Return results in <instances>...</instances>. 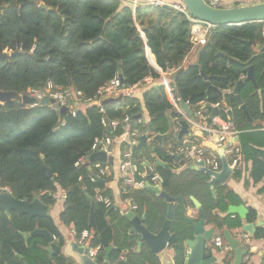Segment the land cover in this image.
<instances>
[{
  "label": "trees",
  "instance_id": "obj_1",
  "mask_svg": "<svg viewBox=\"0 0 264 264\" xmlns=\"http://www.w3.org/2000/svg\"><path fill=\"white\" fill-rule=\"evenodd\" d=\"M0 8V56L10 53L0 59V91L24 95L29 89H43L51 81L56 87L72 88L90 100L118 77V70L125 87L138 85L135 99L84 107L74 116L58 113L48 105L26 106L16 101L0 104V189H7L16 200L31 202L38 198L49 208L56 204L58 193H63L59 222L73 231L75 241L88 232L84 244L98 249V264L103 262L108 247H112L110 264H159L145 245L138 253L135 251L136 237L129 235L131 223L118 208H106L94 200L96 190L112 200L105 186L112 177L111 165L101 163L108 172L102 183L90 182L88 164L76 166L91 152L94 140L110 135L103 119L122 120L128 115L130 129L145 134L146 124L150 123L154 134L168 135L161 145L152 142L145 151L136 150L132 155L139 173L146 174L147 166H153L162 180L161 189L173 198H182L173 204L174 219L168 228V249L174 264H185L184 242L191 238L189 210L194 209L190 197L201 205L205 225L215 228L221 237L225 230L255 222L257 213L251 208L244 220L227 215L229 206L242 204L238 196L225 185L211 188L205 173L185 162L181 166L167 151L168 142L173 149L181 144L173 130L179 129L182 116L170 102L160 75L149 65L145 47L163 73L174 70L169 87L175 102L186 103L191 113L203 103L209 115L233 123L241 163H251L249 177L257 184L264 179V23L214 27L197 50L196 62L184 69L182 62L193 48L192 23L166 6L149 5L133 11L121 0H0ZM148 11L157 14L158 23L149 22L144 27ZM249 68L255 84L246 81L239 97L251 122L232 95L233 87L246 77ZM148 77L151 84L141 83ZM215 104L220 108H211ZM139 115L141 118L136 119ZM123 133V126H119L111 135L120 137ZM189 139L202 144L198 138ZM232 159L229 156V164ZM156 161L168 167L161 168ZM241 172L233 171V177L238 179ZM149 179L146 182L152 185ZM257 192L264 195V185ZM87 197L94 202V228H89L91 202ZM121 199H128L136 207L138 217L144 216L143 224L150 233L160 231L167 211L161 197L144 187L124 192ZM35 229L48 231L55 244L63 246L64 238L49 215L28 220L15 213L7 217L0 212V264H75L62 254L49 257L43 238L32 236L25 242L19 234ZM251 239H264V228H257ZM210 251L208 248L206 258ZM232 260L231 251L223 264H231Z\"/></svg>",
  "mask_w": 264,
  "mask_h": 264
},
{
  "label": "water",
  "instance_id": "obj_2",
  "mask_svg": "<svg viewBox=\"0 0 264 264\" xmlns=\"http://www.w3.org/2000/svg\"><path fill=\"white\" fill-rule=\"evenodd\" d=\"M38 0H34L36 3ZM181 6L185 9L189 17L192 21L205 23L211 26L209 34L213 32L214 27L218 26H232V25H242L246 23H264V1L250 5V6H242V7H231V8H223V9H214L206 4L205 0H181ZM41 9H47L43 5H40ZM1 9V8H0ZM264 50V46L261 48ZM10 54H2L1 58H7ZM119 64V63H118ZM203 76V74H201ZM118 79L122 83V76L120 70H118ZM205 79V77H204ZM246 81H251L255 84L252 69H248V73L243 80L238 81L232 89V95L240 104V108L247 116V121L251 122V119L247 115V111L245 106L242 104L239 91L242 85ZM257 89V87H256ZM122 100L121 96L116 98H108L102 101V105L114 104L118 103ZM16 101L26 106L35 105L36 102L25 95H19L16 92H4L0 91V104L3 105L5 103ZM50 104L53 109H55L58 113H66V107H59L54 104L52 100H42L39 102V105H48ZM179 110L185 115V120L179 122L180 129L177 134V141H181L183 137L190 136L189 126L190 123L194 122L192 113L190 111L189 106L182 102H177ZM228 117L231 119V112H228ZM141 115L137 116L136 119H140ZM170 126V123H169ZM148 129V134L153 135L152 140L161 145L162 141L166 138V135L154 134V130L150 123L146 124ZM148 139L147 135H142L137 138V144L132 148V153H134L137 149H147L146 141ZM208 147L214 150V146L208 144ZM222 151L225 147L221 148ZM173 159L176 162H179L181 166H184V161L182 159V154L175 155L173 154ZM102 163L112 165L113 158L111 156H107L103 152H95L90 155L89 163ZM221 168L217 172H213L205 167L203 162L193 163L195 169L203 172L209 178V185L213 188L215 185H225L228 178L233 174V169L229 167L228 163L221 157ZM156 165L161 168H167V164H163L159 161H156ZM149 172L147 171L148 179ZM48 176H51L48 171ZM101 183L102 180H99ZM145 187L149 188L152 192H154L157 196L161 197L164 202L167 204V211L165 215V221L157 234L150 233L144 226V216L138 217L134 211H129L125 214V217L130 221L131 228L129 231V235L136 237V252L138 253L142 247L145 245L148 251L154 255L159 264H174L173 256L168 254V241L170 238V234L168 231L170 222L173 221V204L177 201H181V197L173 198L169 194L165 193L161 187L157 185H149L148 182L145 183ZM215 195V192H212ZM91 202V208L89 213V228L95 227L94 222V202L90 197H87ZM190 201L193 204L194 209L197 210V217H189L188 221L191 224V238L187 239L184 242V246L188 252L186 253L185 264H214L215 258L209 257L206 258V251L209 248V243L214 234V229L210 228L206 230V225L204 222L205 214L201 208L199 202L190 197ZM48 206H45L38 198L33 199L31 202H27L26 200H16L13 196L6 191H0V212H3L5 216L10 217L11 213H15L17 216H25L28 220H32L34 218L46 217L48 215ZM227 215L238 216L240 219L244 220L248 214V210L243 206H229L226 212ZM261 226V222L246 223L242 226V232L247 233L248 235L253 236L256 229ZM25 240L32 236H39L43 238L47 242V247L45 248L46 253L49 257H52L54 254H65L68 257L72 258L76 264H98L96 260L92 259L89 256L88 250L89 248L86 246H77L76 244H66V247H58L55 244L54 237L46 230L35 229L31 233H19ZM222 237L229 245L231 250L233 251L234 258L233 264H241L243 256L246 254V251L241 249L239 241L235 240L229 231L225 230L222 233ZM112 250V247H108L104 251V259L101 264H109V255ZM19 260L22 258L17 256ZM26 264V263H24ZM127 264V263H125Z\"/></svg>",
  "mask_w": 264,
  "mask_h": 264
},
{
  "label": "built area",
  "instance_id": "obj_3",
  "mask_svg": "<svg viewBox=\"0 0 264 264\" xmlns=\"http://www.w3.org/2000/svg\"><path fill=\"white\" fill-rule=\"evenodd\" d=\"M206 4L214 9H223L224 8V0H205ZM149 3L153 6L161 7L164 4L159 0H150ZM174 9L176 11L182 13L192 24H202L207 28V31H210L211 26L205 23L195 22L192 21L185 9L182 6H175ZM262 34L264 36V25L262 29ZM191 42V37H190ZM193 42H197V39ZM206 39L202 38L199 40L198 43L205 44ZM10 54V53H8ZM151 82V78H145L141 81L144 85H149ZM138 91V85L132 86H124L118 77L113 78L107 85L99 89L97 94L90 100L83 99L82 94L78 91H75L72 88H61L56 87L53 85L51 81H48L45 87L41 90H34L29 89L25 96L32 98L36 104L39 105V102L42 100H52L54 104L58 105L59 107H66L67 112L70 113L72 116L76 114L77 111L80 110L81 107H89L92 105L100 106L102 101L108 98H116L121 96L127 99H135L136 92ZM175 101L172 103L174 104ZM31 105V106H35ZM48 106L51 107L50 104ZM175 106V105H174ZM177 106V105H176ZM175 106V107H176ZM52 108V107H51ZM127 108V107H126ZM211 108L217 109L220 108L219 104L211 105ZM53 109V108H52ZM55 110V109H54ZM100 112L103 113V109H100ZM193 118H200L204 117L209 119L208 115H204L202 110H197L192 113ZM211 125L216 127V131L218 134L217 144L219 147H225V153L229 156H233L231 167L233 171L242 170V163L241 157L239 154V148L237 145H227V141L229 138H232L236 135L234 130L233 123L230 120H223L219 116H212L210 118ZM141 121L138 120V124ZM102 124L105 127L110 128V135L104 136L101 139L94 140V143L91 147V152L85 156H83L76 164V166L88 164L90 166L92 174L90 175V182L94 183L97 180H101L102 178L106 177L108 172L101 166V163H89V157L91 154L95 152H103L107 156L112 155V142L115 139L111 134L116 132L119 126H123L124 134L127 137V150L122 153L119 165H118V175L120 181L123 186V193L130 191V190H139L145 187L146 174H141L138 172L137 165L134 162L133 155H132V148L137 144V138L139 136L145 135L143 133L138 132L137 130L130 129V117L126 115L122 120H102ZM191 124H195L192 122ZM180 146L173 149L172 144L168 142L166 144V149L169 152H172L175 155L182 154V159L185 163L193 165V163L203 162L205 167L213 172H217L220 170V161L217 155L211 151H208L204 146L198 145L193 140H190L187 137H183L180 141ZM149 172L148 178H150V183L154 186H161L162 180L160 176L154 172L153 166H147L146 169ZM4 191L8 192L7 189H3ZM94 200L97 203L103 204L106 208L113 207L112 200L108 197L102 195L101 191L96 190ZM124 203L128 205L126 210L121 209L118 210L121 215H125L129 211H134L136 207L131 204V202L126 199ZM72 234L74 235L73 231ZM88 238V232H83L81 235L80 240L78 241L82 245L84 244V240ZM251 241V237L248 234H242L240 240V247L241 249L246 251V254L242 258V262L246 264L249 261V252L248 246ZM212 246L217 251L218 255L222 258L226 257L232 250L229 245L226 243L224 238L221 236H216L212 239ZM98 249H89L88 253L89 256L96 260ZM262 257L264 260V249L262 253Z\"/></svg>",
  "mask_w": 264,
  "mask_h": 264
},
{
  "label": "crops",
  "instance_id": "obj_4",
  "mask_svg": "<svg viewBox=\"0 0 264 264\" xmlns=\"http://www.w3.org/2000/svg\"><path fill=\"white\" fill-rule=\"evenodd\" d=\"M121 1L125 5H130L133 11L136 9V7L144 8V7H148L149 5H151L149 3L150 0H121ZM159 1L164 4L163 6L169 7L173 10H176L174 9L175 6H181V0H159ZM262 1L264 0H224V8L250 6V5L258 4ZM145 14L146 15L143 19L144 27H146L149 24V22H152L153 24L158 23V16L156 13L151 14V12L148 11ZM159 23L161 24L162 21H160ZM138 31H139L140 37L142 38L144 43H146L144 34L142 32V28L138 27ZM208 34H209V31H207V28L203 26L202 24H196V25L192 24L190 35H191V44L193 48L191 49L189 54L185 57L184 61L182 62V68L185 69L196 62L197 50L199 49V47L204 45V44L201 45L198 42L202 38L206 39ZM196 39H197V42H193ZM145 50H146V59L149 65L160 75V78H159L160 83L164 86L166 94L170 102L173 103L174 99L172 97L169 85H170L171 76L174 73V70L170 68L167 72L163 73L161 69L156 65L155 59L153 55L150 53L149 49L145 47ZM151 83H152V80L149 84ZM226 93H230V91H226ZM139 94L140 93L138 92L137 96H139ZM177 102H175L173 106L177 105L176 107L175 106L174 107L176 108L178 113L181 114L182 120H185V115L179 110ZM205 108H206L205 104L202 103L199 105V109L203 111V114L205 116L208 115L210 118L214 116L212 114L209 115L206 112ZM82 109H84V107L80 108V110ZM229 111L230 110H228V112ZM210 118L206 119L203 116L200 118H193L195 124L190 123V126H189L190 136H188L187 138L192 137L194 139H197V138L200 139L202 142L201 144L202 146H204L208 151L215 153L219 161H220V158L222 157L228 163L229 167L232 168L228 161L229 155L225 153V150L222 151L221 149L222 147H219L217 144L218 134L216 131V127L211 125ZM142 120L145 123H147V118L145 115H143ZM179 129H180V125H179ZM179 129L173 130L176 133V135L178 134ZM145 135L149 137L150 134H148L147 132L145 133ZM152 137L147 139L146 141L147 147L150 143L154 142L152 140ZM167 137L168 135H166V138ZM126 141H127V137L123 133L120 137H115V139L112 142L111 157L113 158V163L110 169V172L112 173V177H111V180L105 184L106 188L111 191L112 203L114 207L118 208V210H121L123 208V204H126L121 199V195L123 194V186H122V183L118 175V165H119L121 155L128 148ZM208 144H211L212 146H214V150L209 148ZM227 145H237V138L236 137L229 138L227 141ZM137 150H140V149H137ZM141 150L145 151L144 149H141ZM220 168H221V162H220ZM250 168H251L250 162L242 163L241 176L237 179V178H234L232 174L226 181L225 186H227L229 190H231L233 193H235L238 196V198L241 200V203H242L241 205H243L247 210L251 208L256 211L257 218L253 224H256L257 222H261L260 227L264 228V195H259L257 192L264 185V179L257 184H253L252 180L249 177ZM64 198H65V195L59 192L57 195L56 204L53 207H50L48 209V215L53 219L54 223L56 224V226L58 227L60 233L62 234L64 238L63 248L66 247V244H76L77 246H85V245L80 244L78 241H75L73 237L74 235L72 234V230L70 228L64 227L59 222V214L63 209ZM196 213H197L196 209L189 210V216L191 217H194V214ZM205 228L206 230H208L213 227L207 225ZM213 229H214V234H213L212 239L216 236H220L219 231H217L215 228ZM229 233L235 240L239 241V244L241 240V235L247 234L245 232H242V228L229 231ZM249 236L252 237L251 235ZM212 239H211V242L209 243V248L211 250L210 257L212 256L215 258L216 261L214 264H223V258L218 255L217 251L212 246ZM263 249H264V239H258V240L251 239L249 246H248L249 261L246 264H264V260L262 257ZM187 252L188 250H186V253ZM168 254L172 258L173 254L170 249H168ZM62 255L68 257L65 254H62ZM233 258H234V254H233ZM70 259L75 263V261L72 258ZM231 264H233V260ZM241 264H244V263L241 262Z\"/></svg>",
  "mask_w": 264,
  "mask_h": 264
},
{
  "label": "rangeland",
  "instance_id": "obj_5",
  "mask_svg": "<svg viewBox=\"0 0 264 264\" xmlns=\"http://www.w3.org/2000/svg\"><path fill=\"white\" fill-rule=\"evenodd\" d=\"M128 208V205H126V204H123V208L122 209H127Z\"/></svg>",
  "mask_w": 264,
  "mask_h": 264
},
{
  "label": "flooded vegetation",
  "instance_id": "obj_6",
  "mask_svg": "<svg viewBox=\"0 0 264 264\" xmlns=\"http://www.w3.org/2000/svg\"><path fill=\"white\" fill-rule=\"evenodd\" d=\"M3 189H0V191H2ZM4 191V190H3ZM85 246H87V245H85ZM122 260V259H121ZM110 264V263H109Z\"/></svg>",
  "mask_w": 264,
  "mask_h": 264
}]
</instances>
